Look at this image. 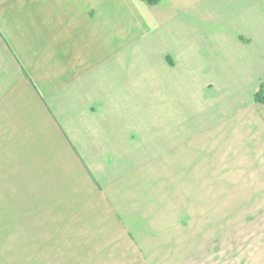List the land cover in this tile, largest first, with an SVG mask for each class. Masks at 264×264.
Listing matches in <instances>:
<instances>
[{
    "label": "crops",
    "instance_id": "0c3cea01",
    "mask_svg": "<svg viewBox=\"0 0 264 264\" xmlns=\"http://www.w3.org/2000/svg\"><path fill=\"white\" fill-rule=\"evenodd\" d=\"M264 0H0V264H264Z\"/></svg>",
    "mask_w": 264,
    "mask_h": 264
},
{
    "label": "trees",
    "instance_id": "16d2710c",
    "mask_svg": "<svg viewBox=\"0 0 264 264\" xmlns=\"http://www.w3.org/2000/svg\"><path fill=\"white\" fill-rule=\"evenodd\" d=\"M148 4L154 5L157 4L160 0H142ZM254 99L258 102L264 103V85L262 84L260 89L255 93Z\"/></svg>",
    "mask_w": 264,
    "mask_h": 264
}]
</instances>
